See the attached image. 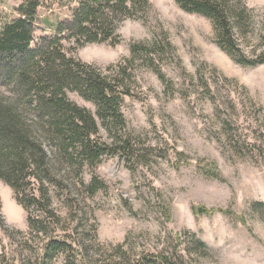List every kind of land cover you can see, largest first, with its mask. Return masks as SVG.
Instances as JSON below:
<instances>
[{"label":"rangeland","instance_id":"1","mask_svg":"<svg viewBox=\"0 0 264 264\" xmlns=\"http://www.w3.org/2000/svg\"><path fill=\"white\" fill-rule=\"evenodd\" d=\"M80 1L41 0L32 46L54 36ZM150 1L146 19L121 23L118 44L73 50L64 42L69 54L106 72L131 56L132 43L158 40L164 50L155 63L168 82L137 58L133 95L123 104L126 129L145 156L131 163L119 154L106 156L94 171L85 170L86 182L96 173L106 185L80 196L81 230L96 235L93 262L165 253L183 264H264V64L237 63L217 44L209 18L186 12L176 0ZM244 1L254 21L239 42L253 56L264 49V0ZM23 2L0 0V27ZM1 90L11 93L5 85ZM69 96L95 112L78 93ZM101 135L111 141L104 127ZM62 194L52 188L54 207L67 217ZM0 199L7 225L27 233V212L2 180ZM195 206L224 211L197 215ZM198 239L207 245L202 252L195 250ZM120 245L122 256L115 250ZM37 256L0 226V264H37Z\"/></svg>","mask_w":264,"mask_h":264},{"label":"trees","instance_id":"2","mask_svg":"<svg viewBox=\"0 0 264 264\" xmlns=\"http://www.w3.org/2000/svg\"><path fill=\"white\" fill-rule=\"evenodd\" d=\"M176 1L186 12L212 21L217 44L237 63L264 64V49L250 56L240 46L239 39L254 21V10L244 0ZM40 5L41 0H24L16 15L0 27V180L14 190L27 212L29 231L7 225L1 199L0 226L18 247L38 253L37 264H97L93 262L96 235L81 230L86 222L80 215V196L84 191L94 195L106 185L96 173L86 182L84 173L87 167L94 171L106 156L119 154L129 163L145 156L137 138L126 129L123 104L126 96L133 95L137 58L168 82L155 63L156 54L164 50L158 40L132 43L131 56L110 65L106 72L69 54L64 45L69 41L76 50L88 43L118 44L121 23L129 18L146 19L152 9L150 0H81L71 19L56 25L54 36L41 38L33 47ZM2 85L11 93L3 92ZM69 92L92 102L95 112L72 100ZM101 127L111 141L103 138ZM52 188L63 193L69 216L54 207ZM217 211L224 209L193 208L197 215ZM196 242L195 250L202 252L207 247L199 239ZM115 250L121 256L125 253L121 245ZM158 260L183 264L165 253L134 260L122 256L106 264H155Z\"/></svg>","mask_w":264,"mask_h":264}]
</instances>
